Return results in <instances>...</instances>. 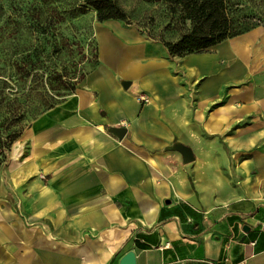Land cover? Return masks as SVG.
Segmentation results:
<instances>
[{"label":"crops","instance_id":"1","mask_svg":"<svg viewBox=\"0 0 264 264\" xmlns=\"http://www.w3.org/2000/svg\"><path fill=\"white\" fill-rule=\"evenodd\" d=\"M112 21L98 65L11 147L0 264H264V25L170 56Z\"/></svg>","mask_w":264,"mask_h":264},{"label":"rangeland","instance_id":"2","mask_svg":"<svg viewBox=\"0 0 264 264\" xmlns=\"http://www.w3.org/2000/svg\"><path fill=\"white\" fill-rule=\"evenodd\" d=\"M226 1L236 16L264 25V0ZM118 2L128 14L124 24L139 26L156 39L176 40L192 28L190 20L163 0ZM82 3L0 0V177L12 139L73 94L99 63L98 32L114 21L100 22L93 9L81 13Z\"/></svg>","mask_w":264,"mask_h":264},{"label":"trees","instance_id":"3","mask_svg":"<svg viewBox=\"0 0 264 264\" xmlns=\"http://www.w3.org/2000/svg\"><path fill=\"white\" fill-rule=\"evenodd\" d=\"M163 1L167 3L172 12H181L192 23L190 31L183 34L180 38L164 41L170 56H185L191 53L207 51L227 39L244 34L262 25L259 19L250 16H242L241 18L236 16L229 9L226 0ZM89 9L96 11L100 22L108 20L126 21L128 17L127 12L119 4L118 0H83V3L79 6V11L85 13ZM21 135L12 139L10 150L13 143ZM8 160L9 154H6L3 160V168L7 167Z\"/></svg>","mask_w":264,"mask_h":264},{"label":"water","instance_id":"4","mask_svg":"<svg viewBox=\"0 0 264 264\" xmlns=\"http://www.w3.org/2000/svg\"><path fill=\"white\" fill-rule=\"evenodd\" d=\"M130 81L124 82V87L128 88L130 86ZM116 134H118L120 137H123L125 128H114L113 129ZM170 150H177L179 151L184 159V163H189L195 159L194 152L191 147L181 143L177 142L174 145L169 146ZM136 263V254L133 251H129L127 254H125L121 259V264H135Z\"/></svg>","mask_w":264,"mask_h":264}]
</instances>
